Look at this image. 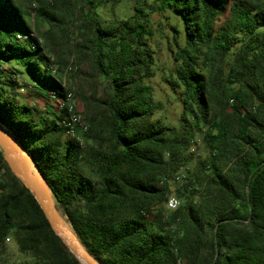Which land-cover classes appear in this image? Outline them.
<instances>
[{
  "label": "trees",
  "instance_id": "obj_1",
  "mask_svg": "<svg viewBox=\"0 0 264 264\" xmlns=\"http://www.w3.org/2000/svg\"><path fill=\"white\" fill-rule=\"evenodd\" d=\"M40 1L0 0V121L88 250L103 264H264V0H136L132 18L107 23L81 10V29L93 35L80 46L92 49L94 70L108 82L83 142L62 124L67 110L53 104L67 89L35 30L41 19L60 27L76 5L51 10ZM110 1L121 0L97 3ZM146 10L178 19L166 37L174 61L166 80L183 106L179 128L153 120ZM30 89L44 107L28 101L22 92ZM199 133L206 155L190 170L186 151ZM182 167V204L170 210L164 178ZM11 235L26 255L20 264H83L0 146V264Z\"/></svg>",
  "mask_w": 264,
  "mask_h": 264
},
{
  "label": "rangeland",
  "instance_id": "obj_2",
  "mask_svg": "<svg viewBox=\"0 0 264 264\" xmlns=\"http://www.w3.org/2000/svg\"><path fill=\"white\" fill-rule=\"evenodd\" d=\"M18 1L33 8L38 7L41 3L40 0ZM43 1L46 3V6H49V8L53 10V4H58L60 6L63 5L66 0ZM67 1H71V3L76 5L77 12L65 18V22L62 23L60 27L56 26V24L50 26L45 19H41L40 29L36 28L34 26V10H32L30 21L33 23V27L36 28L35 30L38 35L43 38V44L49 48L50 52L56 55L60 65L62 64V60V62L68 64L71 55L73 53L77 54L78 70L66 75V86L68 88H72L74 85L78 86V108L86 121L90 124L91 116L97 112L98 105L105 96L108 82L104 76L96 74L94 70L92 49L83 45L80 46L81 43L90 45L89 39L92 38L93 34L91 30L81 29L82 19L79 12L82 10L85 17L88 14L92 18L107 23L114 19L132 18L137 12V4L136 0H121L120 2L110 1L100 5L97 3L98 0H93V2L90 0ZM146 11L150 13L148 19L150 20V27L154 31V34L148 41L155 51V63L150 68L153 75L144 78V81L154 86V98L155 101L159 103V108L153 116V120L161 119L164 124L179 128L182 123L181 115L183 106L178 95L172 91L171 85L166 80L170 74V70L174 67V61L167 50L166 37L172 36L171 27L178 19L168 10L164 12ZM168 15L170 18H167ZM227 16L228 13L224 15V18ZM44 33H48L49 35ZM20 79L25 80L24 76L20 77ZM28 91L29 92H26L25 90L22 92L24 95H28V101L31 104L38 103L41 107H44L43 101L36 98V92L32 89ZM192 148L194 149L193 151ZM192 148L186 151L190 157L188 166L190 170H196L199 159L204 158L206 155L201 133L196 136ZM169 184L170 193L175 192L177 187L176 181L170 180ZM175 226L177 228V224H175ZM9 238L10 240H6L5 246L2 248V264H20L23 259H25L26 255H23L19 251L15 238L12 235Z\"/></svg>",
  "mask_w": 264,
  "mask_h": 264
},
{
  "label": "water",
  "instance_id": "obj_3",
  "mask_svg": "<svg viewBox=\"0 0 264 264\" xmlns=\"http://www.w3.org/2000/svg\"><path fill=\"white\" fill-rule=\"evenodd\" d=\"M0 146L2 147L7 164L12 172L30 189L40 203L51 227L66 243L69 249L79 258L74 251L82 254L89 264H103L95 257L81 241L74 228L62 219L63 212L58 208L56 202L51 201L46 186L49 188L43 173L32 156L16 139L11 130L0 121ZM50 190V188H49ZM52 195V192L50 190ZM53 197V195H52Z\"/></svg>",
  "mask_w": 264,
  "mask_h": 264
},
{
  "label": "built area",
  "instance_id": "obj_4",
  "mask_svg": "<svg viewBox=\"0 0 264 264\" xmlns=\"http://www.w3.org/2000/svg\"><path fill=\"white\" fill-rule=\"evenodd\" d=\"M19 39L26 40L27 35H17ZM42 41V40H41ZM47 55L50 59V70L51 72L57 76L63 83V85L67 89V93L65 97H57L52 96V101L55 104V106L58 109H66L67 114L65 119L63 120L62 124L67 128V132L69 135L75 137L76 139L83 142V134L88 131L89 129V123L86 121L85 117L83 116L82 112L78 108V86L74 85L72 88H68L66 86V75L68 73H72L74 71L78 70L77 66V54L73 53L68 65L66 66L64 72H61L59 70V63L56 55L50 51L47 50ZM194 150V149H193ZM184 174H185V168L182 167L180 170L169 173L164 180L170 181L174 180L176 181V190L175 192L169 193L168 198L166 201V206L170 210H176L178 209L182 204V199L177 194V189L182 187V184L184 182ZM170 204H174V206L170 207ZM7 241L10 240L8 237L6 239Z\"/></svg>",
  "mask_w": 264,
  "mask_h": 264
},
{
  "label": "bare ground",
  "instance_id": "obj_5",
  "mask_svg": "<svg viewBox=\"0 0 264 264\" xmlns=\"http://www.w3.org/2000/svg\"><path fill=\"white\" fill-rule=\"evenodd\" d=\"M46 192H47L49 198L51 199V201L54 202L53 199H52V196H51V194H50L49 188H48L47 186H46ZM62 216H63L62 219H63V220L69 225V222L66 221V219H65V217H64L63 214H62ZM74 251L79 255V258H80L81 260H83L84 263L89 264L88 261L84 258V256H83L82 254L78 253L77 250H74Z\"/></svg>",
  "mask_w": 264,
  "mask_h": 264
},
{
  "label": "clouds",
  "instance_id": "obj_6",
  "mask_svg": "<svg viewBox=\"0 0 264 264\" xmlns=\"http://www.w3.org/2000/svg\"><path fill=\"white\" fill-rule=\"evenodd\" d=\"M169 206L172 207V206H174V204H170Z\"/></svg>",
  "mask_w": 264,
  "mask_h": 264
},
{
  "label": "crops",
  "instance_id": "obj_7",
  "mask_svg": "<svg viewBox=\"0 0 264 264\" xmlns=\"http://www.w3.org/2000/svg\"><path fill=\"white\" fill-rule=\"evenodd\" d=\"M48 49V51H49V48H47Z\"/></svg>",
  "mask_w": 264,
  "mask_h": 264
}]
</instances>
